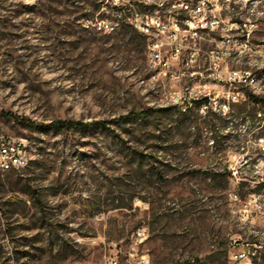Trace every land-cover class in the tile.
<instances>
[{
  "label": "rangeland",
  "instance_id": "obj_1",
  "mask_svg": "<svg viewBox=\"0 0 264 264\" xmlns=\"http://www.w3.org/2000/svg\"><path fill=\"white\" fill-rule=\"evenodd\" d=\"M104 1L0 0V134L23 138L31 155L0 172V264H141L142 255L149 264H231L233 239L264 244V216L251 224L237 212L264 191V166L252 159L264 134V0H221L226 20L253 17L262 43L227 64L252 69L261 88L236 89L263 100L232 103L226 115L165 98L194 82L150 80L147 37L135 27H84V16L112 17ZM133 1L151 11L161 0ZM221 37L203 33L197 69ZM64 119L105 125H49ZM140 228L142 240L133 237ZM255 260L264 264V248Z\"/></svg>",
  "mask_w": 264,
  "mask_h": 264
},
{
  "label": "built area",
  "instance_id": "obj_2",
  "mask_svg": "<svg viewBox=\"0 0 264 264\" xmlns=\"http://www.w3.org/2000/svg\"><path fill=\"white\" fill-rule=\"evenodd\" d=\"M171 1L166 3L161 0L154 10L142 11L133 0H105V4L113 5L112 17L98 14L95 17L84 16L81 21L86 28L105 32H115L121 26L132 25L147 37L149 67L152 70L150 80L165 83L172 79H186L194 82L192 85L165 90V98L182 111L197 106L201 112L226 115L231 111L232 103L248 99V94L236 87L247 86L254 93L261 88L252 69L230 68L227 64L233 55L259 51L257 48L262 43L253 38L258 23L248 15L239 21L233 18L226 20L222 15L221 0H215L221 6L218 12L213 0ZM240 29L243 33L238 39L234 30ZM216 30H222V37L209 50L206 56L208 65L202 70L197 69L202 56L200 42L203 33ZM194 79L199 80V83H195ZM199 101L200 105L197 104ZM259 138V155L251 157L256 168L264 166V134L259 135ZM30 160V151L23 138L0 134V172L24 168ZM241 161L248 162L244 156ZM235 173L232 170V174ZM230 197L233 201L242 200L236 192H231ZM237 212L241 221L251 224L257 217L264 216V191L251 192ZM145 235L143 228L133 233V237L139 240ZM243 244L237 238L232 240L230 263L259 264L255 258L264 244L254 242V248L250 243ZM139 262L149 264V259L142 255ZM106 264H119V260L112 256Z\"/></svg>",
  "mask_w": 264,
  "mask_h": 264
},
{
  "label": "trees",
  "instance_id": "obj_3",
  "mask_svg": "<svg viewBox=\"0 0 264 264\" xmlns=\"http://www.w3.org/2000/svg\"><path fill=\"white\" fill-rule=\"evenodd\" d=\"M233 20H238L239 21V19H233ZM128 26H132V25L128 24ZM248 99H253V100H256V101H262L263 100L262 98H259L258 96L254 95V94L248 95ZM200 103H201V101H199L197 104L200 105ZM142 113H143V111H140V112H129L127 114L121 115L120 119L128 121V120H131V119H134V118H137V117L141 116ZM98 123L105 125V121H103V120H97L95 122H85V121H81V120H68V119L54 120V121H51L49 123V125H53V126H55L57 128L72 129V128H84V127H86V126H88L90 124H98Z\"/></svg>",
  "mask_w": 264,
  "mask_h": 264
}]
</instances>
